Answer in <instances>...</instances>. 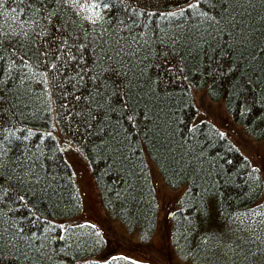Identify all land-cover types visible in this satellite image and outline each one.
Returning <instances> with one entry per match:
<instances>
[{
  "label": "trees",
  "instance_id": "16d2710c",
  "mask_svg": "<svg viewBox=\"0 0 264 264\" xmlns=\"http://www.w3.org/2000/svg\"><path fill=\"white\" fill-rule=\"evenodd\" d=\"M195 91L264 139V0H0V264H149L95 259L107 240L78 218L62 146L138 240L157 221L152 162L185 186L167 212L183 261L264 264V179L194 121Z\"/></svg>",
  "mask_w": 264,
  "mask_h": 264
},
{
  "label": "rangeland",
  "instance_id": "374dc122",
  "mask_svg": "<svg viewBox=\"0 0 264 264\" xmlns=\"http://www.w3.org/2000/svg\"><path fill=\"white\" fill-rule=\"evenodd\" d=\"M193 95L197 108L194 121L207 120L219 128L250 160L251 164L260 170L264 179V139L257 140L247 136L242 127L233 122L227 114L223 100L213 101L205 91H195ZM62 148L66 160L74 170L75 184L81 195L82 209L78 218L92 223L107 240L105 255L102 254L103 250L95 259L102 261L113 255H124L137 262L149 264H191L183 261L176 254L169 238L167 218L168 210L175 208L179 196L184 192V185L170 187L156 169L157 167L149 162L158 201V214L150 239L140 241L135 235L128 234L118 222L108 219L88 166L71 146H68L66 151L64 146Z\"/></svg>",
  "mask_w": 264,
  "mask_h": 264
},
{
  "label": "bare ground",
  "instance_id": "6f19581e",
  "mask_svg": "<svg viewBox=\"0 0 264 264\" xmlns=\"http://www.w3.org/2000/svg\"><path fill=\"white\" fill-rule=\"evenodd\" d=\"M137 1V0H136ZM139 1H142V0H139ZM173 1H197V0H173ZM9 136H8V139L9 140H14L15 139V137H17L18 139V141H20V142H25L26 140L24 139V138H21L20 137V135H19V133L17 132V133H15V132H13V133H10L9 132V134H8ZM4 142L7 144V143H9L8 142V140L5 138L4 139ZM53 150V149H52ZM6 159V160H5ZM0 160H5V163H7V165H9V157H0ZM11 160V159H10ZM12 161V160H11ZM95 187H96V185H95ZM97 188V187H96ZM99 192V191H98ZM99 199H100V194H99ZM14 236V235H13ZM13 236H12V239H13Z\"/></svg>",
  "mask_w": 264,
  "mask_h": 264
}]
</instances>
